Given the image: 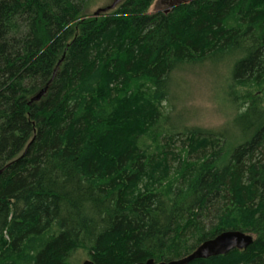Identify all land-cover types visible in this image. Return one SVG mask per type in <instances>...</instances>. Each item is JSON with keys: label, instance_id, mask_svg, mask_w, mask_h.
Instances as JSON below:
<instances>
[{"label": "trees", "instance_id": "1", "mask_svg": "<svg viewBox=\"0 0 264 264\" xmlns=\"http://www.w3.org/2000/svg\"><path fill=\"white\" fill-rule=\"evenodd\" d=\"M91 1L0 0V264L168 262L233 230L253 244L188 264H264V95L246 94L229 151L163 107L201 58L236 54L233 86L264 85V0L99 17ZM179 136L222 146L190 160L169 149Z\"/></svg>", "mask_w": 264, "mask_h": 264}, {"label": "rangeland", "instance_id": "2", "mask_svg": "<svg viewBox=\"0 0 264 264\" xmlns=\"http://www.w3.org/2000/svg\"><path fill=\"white\" fill-rule=\"evenodd\" d=\"M114 1L92 0L88 6V14L94 16L96 11L111 5ZM167 9V3L162 4L161 0H156L149 8V13ZM235 56L236 54L218 59L213 57L197 59L180 65L172 74L169 101L163 107L171 116L169 124L178 133L192 128L226 133L225 151L231 150L243 141V137L234 126L235 119L246 107L244 104L246 94L264 95V85L259 88L234 87L231 74ZM185 139L182 137L179 140L175 139V142L170 143L169 149H173L176 154L183 150L184 154L190 155V160H201L222 146L218 140H212L197 148L195 139ZM86 260H89L87 255L79 252L73 257L72 264H83Z\"/></svg>", "mask_w": 264, "mask_h": 264}, {"label": "water", "instance_id": "3", "mask_svg": "<svg viewBox=\"0 0 264 264\" xmlns=\"http://www.w3.org/2000/svg\"><path fill=\"white\" fill-rule=\"evenodd\" d=\"M124 0H115L111 5L101 8L94 13V17H99L100 15L114 10L117 5L122 3ZM45 91V90H44ZM44 91L38 95L33 100H38ZM255 237L252 234H248L242 231H225L217 235L215 238L203 242L199 245L191 254L171 261H163L157 263L154 259H150L143 263L135 264H188L194 260L198 259H209L212 257L226 255L227 253L234 250H245L250 245L253 244ZM83 264H94L91 260H86Z\"/></svg>", "mask_w": 264, "mask_h": 264}, {"label": "flooded vegetation", "instance_id": "4", "mask_svg": "<svg viewBox=\"0 0 264 264\" xmlns=\"http://www.w3.org/2000/svg\"><path fill=\"white\" fill-rule=\"evenodd\" d=\"M192 0H161L162 4L167 3L168 9L166 10L167 12L176 6L182 5L186 2H190Z\"/></svg>", "mask_w": 264, "mask_h": 264}, {"label": "bare ground", "instance_id": "5", "mask_svg": "<svg viewBox=\"0 0 264 264\" xmlns=\"http://www.w3.org/2000/svg\"><path fill=\"white\" fill-rule=\"evenodd\" d=\"M198 146V145H197ZM228 220V219H227ZM230 221V220H229ZM201 240V239H200Z\"/></svg>", "mask_w": 264, "mask_h": 264}]
</instances>
